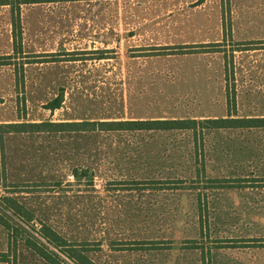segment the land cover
<instances>
[{"label":"rangeland","instance_id":"obj_1","mask_svg":"<svg viewBox=\"0 0 264 264\" xmlns=\"http://www.w3.org/2000/svg\"><path fill=\"white\" fill-rule=\"evenodd\" d=\"M21 23L17 54L0 6V204L14 198L36 229L0 205L22 229L13 248L0 224V264H50L21 240L41 222L97 264H264V128H1L264 118V0L29 4ZM238 43L251 50L234 52L231 106Z\"/></svg>","mask_w":264,"mask_h":264},{"label":"trees","instance_id":"obj_2","mask_svg":"<svg viewBox=\"0 0 264 264\" xmlns=\"http://www.w3.org/2000/svg\"><path fill=\"white\" fill-rule=\"evenodd\" d=\"M82 0H0V6H8L10 8L11 19H12V36H13V47L17 54L23 53L22 47V35L23 28L21 23V7L29 4H41V3H57V2H75ZM228 3L230 0H227ZM226 38L231 36L230 27H226ZM241 43L237 44L236 50H230V55L225 52V59L228 61L230 58L231 67L227 65V99L229 105L235 106V90L234 85V52L245 51L251 49L242 48ZM6 65V64H0ZM229 66V68H228ZM231 83V84H230ZM232 88H231V86ZM62 96L56 99L51 104L50 109L55 110L61 106ZM46 127H49L47 131L62 132V131H92L95 129L109 130V131H152V130H193L196 131L198 128L204 129H227V128H264V118H220V119H208L203 121L197 120H144V121H125V122H71V123H35V124H7L1 126L6 128L4 133H22L29 131H46ZM98 127V128H97ZM213 183L210 188H228L232 187L229 180H210ZM163 184L176 183L170 182H159ZM162 189L163 186H158ZM171 187V186H169ZM177 187V186H174ZM148 188L145 186L144 189ZM165 189V188H163ZM178 189V188H176ZM1 207L3 210L10 212L13 216L20 219V221L26 225H32L34 229L36 223H34L33 213L29 212L26 207L18 203L14 198L6 196L1 200ZM11 219L5 213L0 212V224L7 229L10 238V245L13 248L19 241L20 226H16L11 223ZM32 223V224H31ZM21 235V234H20ZM27 237H22V242L45 259L50 264H62L64 258L70 260L73 264H97L95 263L87 253L90 251L88 243H72L60 235L56 230L45 223H40V228L37 233V237L31 236L27 233ZM16 257V256H14Z\"/></svg>","mask_w":264,"mask_h":264}]
</instances>
